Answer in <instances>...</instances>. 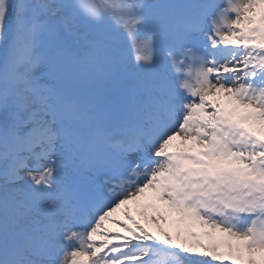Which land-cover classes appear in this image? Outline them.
Segmentation results:
<instances>
[{
	"label": "snow or ice",
	"instance_id": "obj_1",
	"mask_svg": "<svg viewBox=\"0 0 264 264\" xmlns=\"http://www.w3.org/2000/svg\"><path fill=\"white\" fill-rule=\"evenodd\" d=\"M158 56L165 72L139 81L141 102L114 129L63 86ZM262 136L264 0H0V264H264ZM65 158L121 171L87 200L57 168ZM146 194L153 223L161 206L175 214V239L130 215V238H110L103 225Z\"/></svg>",
	"mask_w": 264,
	"mask_h": 264
},
{
	"label": "rangeland",
	"instance_id": "obj_2",
	"mask_svg": "<svg viewBox=\"0 0 264 264\" xmlns=\"http://www.w3.org/2000/svg\"><path fill=\"white\" fill-rule=\"evenodd\" d=\"M15 3V0H12ZM149 4L155 2V0H147ZM160 3H178V4H200L209 2V0H159ZM216 5L223 6L225 0H211ZM154 16L158 10H150ZM82 31L88 32L86 27L81 28ZM208 30L205 25V31ZM109 37L112 49L114 52L119 53L121 56L127 52L126 42L120 38L116 33L105 28L102 29ZM194 40L197 46L200 47L207 43L202 33L194 35ZM165 72L164 63L161 57H157L156 63L146 70L139 69L130 58L123 59L117 67L114 69L104 70L98 74L88 73L80 77L77 81L71 85H63L67 91L76 100L86 105L91 106L93 111L101 114L100 123L109 129H114L121 125L123 120L133 112L142 100L141 95L136 91L137 84L142 79L156 77ZM213 97H209V100ZM223 103V100H221ZM179 113H177V119ZM264 138V136H262ZM173 145V144H172ZM181 143L173 146L171 150L176 151L180 147ZM151 148L148 149V154L151 155ZM134 157H129L132 159ZM57 168L60 172L66 175L74 183H79L86 186V190H82L81 196L83 199L94 200L97 198V194L101 191L100 185L103 182V174L110 176H117L120 173L119 167L115 163H108L106 166L102 165L100 174H96L91 170L82 169L78 167L77 162L70 161L68 159H62L58 161ZM25 181H20L23 184ZM141 196L137 200L129 201L132 205H145L146 196ZM145 207V206H144ZM146 211L153 210L152 208H146ZM163 214H169L172 217L170 225L176 229V216L173 212H170L163 206H161ZM157 213V212H156ZM95 215V209H89L84 217L80 219L76 227L83 228L88 219H91ZM201 231V229H195ZM115 237L111 236L110 238ZM81 260L86 261V257H80Z\"/></svg>",
	"mask_w": 264,
	"mask_h": 264
},
{
	"label": "bare ground",
	"instance_id": "obj_3",
	"mask_svg": "<svg viewBox=\"0 0 264 264\" xmlns=\"http://www.w3.org/2000/svg\"><path fill=\"white\" fill-rule=\"evenodd\" d=\"M181 143L179 138L174 140L172 143L175 147L176 144ZM146 203V202H145ZM130 215L137 223L141 225V227L145 228L149 233H151L153 236H159L160 235V229L163 228L165 230H168L173 233V238L175 239V229L170 225L169 222L172 221V217L169 214H163L165 219L164 220H157V223L152 222V217L157 216L156 211H146L145 207L142 205H132L131 202H128L127 204L121 205L119 209L115 213H113V216L110 217V221H118V223H112V222H106L103 227L105 229L111 230L110 235L111 236H124L129 237L131 236L130 233L125 232L123 227H120L119 225H127L129 227H135L130 220L127 219V216ZM97 244H99V241H97ZM87 259V258H86ZM131 264V262H129Z\"/></svg>",
	"mask_w": 264,
	"mask_h": 264
}]
</instances>
